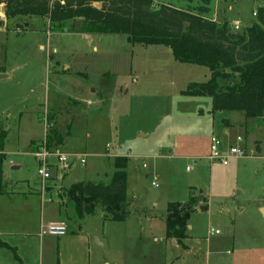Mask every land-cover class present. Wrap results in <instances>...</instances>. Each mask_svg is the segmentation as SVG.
<instances>
[{
	"label": "rangeland",
	"instance_id": "obj_1",
	"mask_svg": "<svg viewBox=\"0 0 264 264\" xmlns=\"http://www.w3.org/2000/svg\"><path fill=\"white\" fill-rule=\"evenodd\" d=\"M152 1L153 11L160 5L177 9L198 5ZM210 9L207 20L217 26L227 22L233 32H242L259 21L264 0H212ZM74 26L79 30L81 20ZM0 68L10 75V81H0V127L7 132L2 163L6 193L0 197V225L23 232L22 223L27 222L28 229H35L41 209L46 208L42 212L47 214L58 206V187L69 188L81 181L108 184L115 171L113 158L123 156L129 159L128 198L146 218L147 236L142 243L133 231L126 239L124 223L104 221L98 208L81 223L82 230L97 239L89 241L86 234L67 235L46 238L41 245L38 237H13L10 244L14 248L0 254L3 263L172 264V255H178L179 249L163 237L167 203L186 202L202 190L212 202V227L221 235L232 232L237 215L245 214V218L253 213L250 203L263 193V161L252 156L232 172V166L228 169L215 163L212 170L207 160L199 158L194 163L193 158H186L189 154L204 156L212 135L211 99L183 94L189 83L211 78L208 68L179 63L166 47L133 45L125 35L55 32L47 19L39 17L5 20L0 28ZM66 68L70 75H63ZM49 111L58 116L59 149L88 157L85 165L74 159L62 169L58 157L48 155L51 179L44 181L38 174L40 162L33 155V142L45 136L44 118ZM244 120L242 112L233 113V135L243 133ZM174 143L180 145L179 153L169 157L164 147ZM14 166L18 169L13 170ZM59 176L62 184L54 179ZM43 181L46 192L42 203ZM226 199L232 209L228 215L221 206ZM233 201L246 205L245 212L233 211ZM129 215L137 222L138 215ZM208 223L206 211H195L188 221V226H194L189 232L206 237ZM134 230L139 231L136 226ZM154 238L163 241L152 243ZM151 244L154 249L149 259L145 248Z\"/></svg>",
	"mask_w": 264,
	"mask_h": 264
},
{
	"label": "trees",
	"instance_id": "obj_2",
	"mask_svg": "<svg viewBox=\"0 0 264 264\" xmlns=\"http://www.w3.org/2000/svg\"><path fill=\"white\" fill-rule=\"evenodd\" d=\"M180 1L198 5L185 9L160 5L153 11L152 0H0V28L5 20L39 17L47 19L55 32L125 35L133 45L166 47L175 61L206 67L211 73L206 82L189 83L185 96L209 97L212 112H242L246 119L264 117V12L257 23L233 32L227 22L217 26L206 19L212 0ZM76 20H81L79 30L74 26ZM49 122L53 128L46 143L49 149L57 148L62 138L50 115ZM6 136L0 127V196L6 193L2 168ZM128 164L127 157H115V171L108 184L82 181L60 189L59 197L65 201L60 209L63 218L79 223L101 208L104 221L125 222L130 216ZM207 203L206 198L193 194L187 202L168 203L166 238L187 239L191 215L198 207L205 210ZM65 207L71 210L69 217Z\"/></svg>",
	"mask_w": 264,
	"mask_h": 264
},
{
	"label": "crops",
	"instance_id": "obj_3",
	"mask_svg": "<svg viewBox=\"0 0 264 264\" xmlns=\"http://www.w3.org/2000/svg\"><path fill=\"white\" fill-rule=\"evenodd\" d=\"M96 7H100V4H94ZM1 9V16L3 9ZM43 48V46H41ZM0 74H5L7 77L4 79H1L0 81H5L8 80L10 81V75L6 74V71ZM70 75L71 73L69 72V69L66 68V70L63 71V75ZM55 78V77H52ZM75 102H78V100H74ZM237 112V111H235ZM233 113L234 112H212V135L211 136H218L219 138L222 139L223 143L225 146H230V145H239L242 147L247 153L248 157L243 158V159H234L231 160L229 165L223 166L221 164V167H227L229 169V166H232L230 171L234 172L237 171L236 168L238 167H243L246 164L242 163L243 161H247V158L250 157H257L264 163V117L256 118V119H246L243 121V133L242 134H237L233 135L232 131L234 128V121H233ZM42 114L43 112L39 113V122L42 123ZM48 115L51 117H54L53 120L55 123H57V114L54 113L53 111H49ZM244 115V114H243ZM0 120L3 121V117H0ZM215 127L217 128L215 130ZM217 132V133H215ZM43 133V138L39 141H34L33 146L38 148V146L45 140L47 131ZM237 138H241L242 142H237ZM39 142V143H38ZM209 145H210V139H208V150L206 154L203 155H197V154H189L188 157L186 158H193L194 163H197L196 161L199 158H202L203 160H207L206 157L209 153ZM180 147L177 143H174V145H166L164 148L167 151V156L169 157H176L175 153H178L177 150ZM34 148L33 151L36 149ZM59 148V147H57ZM164 149V150H165ZM177 149V150H176ZM163 150V152H164ZM162 151V150H161ZM67 153L69 154H75L74 152L68 151ZM88 157V156H87ZM118 157V156H115ZM114 157V158H115ZM123 157V156H119ZM113 158V159H114ZM208 161V160H207ZM251 161L250 159L247 161V163ZM87 162V159H86ZM217 162H214L212 164L209 163L210 169L214 164ZM72 165V164H71ZM69 165V166H71ZM146 165V164H145ZM264 165V164H261ZM212 166V167H211ZM15 168V166L13 167ZM18 168V167H17ZM144 168V164H143ZM147 169V165L146 168ZM217 171H220V168H216ZM67 175V174H66ZM150 176L154 177L153 173H150ZM58 178V179H57ZM54 178L57 181H61V184L63 182V179L61 176ZM82 182V181H81ZM78 183V182H77ZM65 188L63 185L61 187L57 188V196L59 198L58 206H54L52 208L51 213H45L42 212L44 210L46 212V208L41 209V216L39 219V224L37 223L35 229H28L29 223L25 222L22 223V226L24 231L23 232H15L13 230H10V228H7L3 225H0V254L2 250H12L14 248L13 245L10 244V241L13 240V237H23L25 238H33L35 239L38 237L40 239V244L45 241L46 238H54V237H40L39 231L40 227L43 224H47L49 222H56V221H63V216L61 213V205L65 202L64 199L59 197V192L60 189ZM67 188V187H66ZM192 191L190 192V194ZM40 195L42 197V203L44 202V195L40 192ZM196 197H202L206 198L208 203H207V208L202 211H206L208 218H209V223H208V228L206 232V237H195L197 234L194 233V236L190 231V229H194L193 224L191 226H187V235L188 238L183 240L182 242H179L174 239H167L165 235V229L163 233V237L171 243L173 247H178V255L173 257L172 264L178 263V264H264V187H263V193L258 195L257 198L251 201L250 206L253 207V213L245 218H242L243 215H237L235 220L232 222V228H231V233L229 232L228 234L223 235L222 232L220 231L219 234H213L209 235V231L213 229L212 227V202H209L208 198L204 196L203 191L199 190V194H194ZM1 197V196H0ZM190 197V196H189ZM127 199L128 203L130 206V212L138 215L137 216V222L132 221V218L128 217L127 220L124 223V234L122 233V228L120 227L121 233L124 235L126 239L130 238L131 235H133V231L135 232L134 238L139 239L142 243H145L147 241V236H146V228L144 226V221H146V218L143 216V214L133 205L132 201L129 200L128 198V186H127ZM189 199V198H188ZM188 201V200H187ZM186 201V202H187ZM178 202V201H177ZM170 203V202H169ZM184 203V202H182ZM230 202L228 199H226L224 202L221 203V206L223 208V211H225V215H228L232 212V209L228 206ZM233 204L234 210L238 212V214H242L245 212L246 205H240L241 203L233 201L231 202ZM168 204V203H167ZM220 208V204H219ZM64 210L67 212L68 217L70 216L71 210L69 207H65ZM167 210V208H166ZM201 210L199 207L197 208L196 211ZM220 211V215H222L221 208L218 209ZM43 213V214H42ZM95 215V214H94ZM166 217V214H165ZM162 219L164 227L165 226V218ZM225 217V216H224ZM87 218V217H86ZM84 218V219H86ZM83 219V220H84ZM83 220L79 223L74 222L73 220L67 221L68 224V233L67 235H72V236H78V235H84L86 234L89 241L92 238L97 239V236H95L93 233L90 232H84L82 230V222ZM108 222V221H106ZM116 223V222H113ZM216 225V223H215ZM76 226V229L73 230V228ZM135 226L137 229H139L138 232H136ZM223 226V225H222ZM131 230V231H130ZM214 230V229H213ZM216 230V229H215ZM219 230V229H218ZM217 230V231H218ZM66 235V236H67ZM84 235V236H86ZM3 238V240H2ZM163 238V239H164ZM60 239V238H58ZM8 241V242H7ZM98 241V240H97ZM163 240L159 241L158 238H154L152 240V243H158L162 242ZM190 243H187V242ZM99 242V241H98ZM150 243V242H149ZM61 244V243H59ZM100 245H102L101 242H99ZM153 244H151L148 247L145 248V251L148 253V257L150 259L151 255V249H154ZM170 245V244H169ZM167 244L165 245V250H168ZM16 248V247H15ZM17 251V250H16ZM145 252V253H146ZM147 255V254H146ZM145 263H148L147 261L144 260ZM0 263L5 264L1 261L0 258ZM113 264H119L118 262H114ZM151 264V263H149Z\"/></svg>",
	"mask_w": 264,
	"mask_h": 264
},
{
	"label": "built area",
	"instance_id": "obj_4",
	"mask_svg": "<svg viewBox=\"0 0 264 264\" xmlns=\"http://www.w3.org/2000/svg\"><path fill=\"white\" fill-rule=\"evenodd\" d=\"M255 15V14H254ZM235 30H239V26L235 25ZM47 117L44 118V124L46 126V130L49 132L50 129L53 128V124L49 122V115L46 114ZM47 138V134H46ZM45 140L33 151L34 157L40 162V168L38 170V174L42 177L44 181L51 179V165L47 162V157L50 154H55L60 162L62 169H65L66 166H69L71 160L78 161L81 165L86 164L87 156L85 154H69L62 152L59 148L49 149ZM237 142H242L241 138H237ZM248 157V153L239 145H230L225 146L222 139L218 136H211L210 145H209V153L206 157L210 164L217 162L223 166L229 165L231 160L234 159H243ZM144 168L146 165L144 164ZM156 177L154 178V181ZM43 181V182H44ZM45 182L43 183L41 193L45 194ZM68 233V224L65 221H56L49 222L47 224H43L40 227L39 235L40 237H55L61 238L66 236ZM219 234V231H215L211 229L209 231V235Z\"/></svg>",
	"mask_w": 264,
	"mask_h": 264
},
{
	"label": "water",
	"instance_id": "obj_5",
	"mask_svg": "<svg viewBox=\"0 0 264 264\" xmlns=\"http://www.w3.org/2000/svg\"><path fill=\"white\" fill-rule=\"evenodd\" d=\"M7 76L5 74H0V80L6 78ZM13 170H17L18 168H12Z\"/></svg>",
	"mask_w": 264,
	"mask_h": 264
}]
</instances>
